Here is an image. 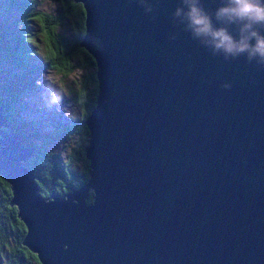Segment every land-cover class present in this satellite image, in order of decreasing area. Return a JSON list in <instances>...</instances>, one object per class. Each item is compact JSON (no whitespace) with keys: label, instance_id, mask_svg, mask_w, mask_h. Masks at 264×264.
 <instances>
[{"label":"water","instance_id":"obj_1","mask_svg":"<svg viewBox=\"0 0 264 264\" xmlns=\"http://www.w3.org/2000/svg\"><path fill=\"white\" fill-rule=\"evenodd\" d=\"M75 1L76 45L96 65L88 180L41 198L23 164L31 148L0 105L21 244L41 264H264V57L252 51L264 22L217 18L229 0H197L212 31L249 46L227 53L194 33L185 0Z\"/></svg>","mask_w":264,"mask_h":264},{"label":"trees","instance_id":"obj_2","mask_svg":"<svg viewBox=\"0 0 264 264\" xmlns=\"http://www.w3.org/2000/svg\"><path fill=\"white\" fill-rule=\"evenodd\" d=\"M35 1L11 0V3L21 10L19 23L22 27L27 28V23L33 20L38 23V32L44 41L43 57L39 67L51 70L55 75L59 74L60 76H57L61 81L68 74V70L73 68V64L79 63V66L86 67L88 70L86 83L79 85L77 89L71 85L69 89L72 100L81 107V112L76 124L72 127L73 132H75L73 138L71 139L70 133L67 134L69 140L64 147L65 154L68 156L67 159L62 157L59 152L48 151L40 137L27 130L25 128L27 124L23 123V119L16 115L17 109L23 108V102H20V96L24 93L22 88L29 89L26 81L21 80L23 82L21 84L19 79L11 85L0 83V91L3 89L8 93L6 97L0 96L3 114L17 136L21 138V142L26 147L31 148V155L23 164L36 172L37 178L34 179V182L37 186V193L41 198L47 199L51 192L58 195L64 194L71 188H78L88 180V161L84 156L83 148L87 143L89 133L83 121L95 106L97 95L96 65L94 58L83 47L76 45L84 34L82 4L75 0H43L55 5L53 11L46 10L44 12L35 9ZM63 24L68 29L65 34L59 32ZM19 35L25 36L22 33ZM15 40L19 41L16 37L11 39L5 34L0 36L1 57L10 61L12 59L24 61L22 56H33L31 51H24L23 53L21 43L15 44ZM23 41H25V45H28L26 39ZM31 46L39 49L35 43H32ZM12 90H15V95L10 94ZM70 130L67 131L70 132ZM58 135L57 137L61 138L63 136L62 134ZM72 140H74L75 145L74 156L70 153ZM73 157L79 158L80 163L83 164L82 170L77 171L71 167ZM10 198L9 185L0 176V264H41L36 254L21 244L26 228L23 222L16 217V206L8 205ZM92 200V192H90L85 202L89 204ZM9 236H11L10 239Z\"/></svg>","mask_w":264,"mask_h":264},{"label":"rangeland","instance_id":"obj_3","mask_svg":"<svg viewBox=\"0 0 264 264\" xmlns=\"http://www.w3.org/2000/svg\"><path fill=\"white\" fill-rule=\"evenodd\" d=\"M46 3L43 0H36L35 9L44 12L46 10L53 11L55 5ZM20 16L21 10L11 3V0H0V33L4 32L0 36L5 34L11 39L16 37L19 41L15 40V44L21 43L23 53L31 51L33 54V56H22L24 61L16 59L10 61L0 56V83L11 85L19 79L21 84H23L21 80L26 81L29 89L22 88L24 93L20 96V102H23V108L17 109L16 115L23 119V123L27 124L25 127L27 130L40 137L48 151L59 152L62 157L67 159L68 156L64 150L69 140L67 134L70 133L71 139L73 138L75 132L72 127L76 124L81 112V107L72 100L69 89L71 85L77 89L79 85L85 84L88 70L86 67L79 66V63L73 64V68L68 70V74L61 81L58 77L59 74L57 76L51 70L40 68L44 41L38 32V23L33 20L27 23V28L22 27L19 23ZM67 30V26L63 24L59 32L65 34ZM20 33L25 36H20ZM23 39L28 41V45L24 44ZM32 43H35L39 49L32 47ZM25 75L26 77H24ZM7 94L1 89V97H6ZM10 94L15 95V90H12ZM69 129H71L70 132L67 131ZM58 134H62V138L57 137ZM74 146V140H72L70 151L72 156L75 154ZM71 167L80 171L83 169V164L80 163L78 157H73ZM1 178L3 177L1 176ZM7 184L9 185L8 182ZM10 238L11 236H9Z\"/></svg>","mask_w":264,"mask_h":264},{"label":"clouds","instance_id":"obj_4","mask_svg":"<svg viewBox=\"0 0 264 264\" xmlns=\"http://www.w3.org/2000/svg\"><path fill=\"white\" fill-rule=\"evenodd\" d=\"M188 5V11L185 13L191 28L196 35H211L213 40L217 41L216 48H223L225 52H244L248 49V44L241 41L235 44L230 36L224 30L212 31L210 21L203 10L197 6V0H185ZM229 7L219 8L216 16L220 17H235L237 19H246L253 22H264V6L259 3V0H229ZM177 15L180 10L177 9ZM255 36V33H253ZM252 51L255 54L264 57V39L257 37L256 44Z\"/></svg>","mask_w":264,"mask_h":264}]
</instances>
